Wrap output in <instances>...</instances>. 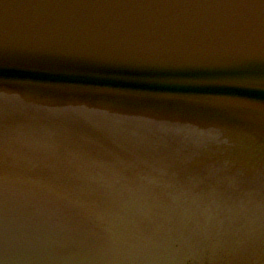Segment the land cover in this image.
<instances>
[{"label":"water","instance_id":"water-1","mask_svg":"<svg viewBox=\"0 0 264 264\" xmlns=\"http://www.w3.org/2000/svg\"><path fill=\"white\" fill-rule=\"evenodd\" d=\"M0 264H264V0H0Z\"/></svg>","mask_w":264,"mask_h":264}]
</instances>
